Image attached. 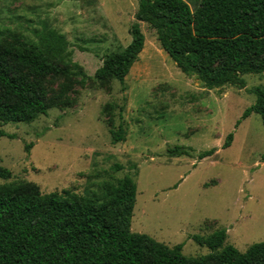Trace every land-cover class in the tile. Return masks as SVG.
I'll list each match as a JSON object with an SVG mask.
<instances>
[{
  "label": "rangeland",
  "instance_id": "1",
  "mask_svg": "<svg viewBox=\"0 0 264 264\" xmlns=\"http://www.w3.org/2000/svg\"><path fill=\"white\" fill-rule=\"evenodd\" d=\"M183 1L194 11L201 0ZM136 10L137 0H0V42L14 36L42 47L46 33L61 35L64 61L80 73L75 81L86 77L74 83L71 107L2 127L16 138H0V167L11 172L0 184L93 199L128 176L136 183L131 232L182 245L184 256L198 258L210 251L192 236L225 229L224 245L244 252L264 241V127L256 113L241 120L264 75H244L243 89L207 90L183 75L154 30L140 23L144 47L124 83L99 86L94 72L130 43ZM119 127L124 140L113 144L110 131ZM175 146L180 157L168 152ZM208 150L213 154L200 160Z\"/></svg>",
  "mask_w": 264,
  "mask_h": 264
},
{
  "label": "trees",
  "instance_id": "2",
  "mask_svg": "<svg viewBox=\"0 0 264 264\" xmlns=\"http://www.w3.org/2000/svg\"><path fill=\"white\" fill-rule=\"evenodd\" d=\"M134 18L130 43L105 56L94 72L99 86L111 80L124 83L144 47L140 23L154 30L180 72L207 90L243 89L244 75H264V0H201L194 11L183 0H137ZM41 39L42 47L14 36L0 42V138H16L2 129L5 125L29 124L52 108L71 107L74 83H85L84 76L75 81L80 73L64 61L63 36L48 32ZM252 92L256 101L241 120L256 113L264 127V88ZM110 134L113 144L124 140L121 127ZM232 139L229 134L224 149ZM31 147L25 145V150ZM181 150L175 146L168 152L180 157ZM213 152L204 151L198 158ZM10 178L11 172L0 167V181ZM135 198L136 183L128 176L106 183L101 196L93 199L69 191L42 194L33 183H2L0 264H264V241L240 252L224 245L225 229L192 236L210 251L198 258L184 256L182 245L168 247L131 232Z\"/></svg>",
  "mask_w": 264,
  "mask_h": 264
}]
</instances>
